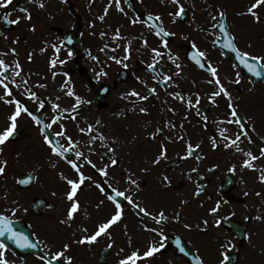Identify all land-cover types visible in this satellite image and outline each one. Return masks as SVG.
I'll use <instances>...</instances> for the list:
<instances>
[{"label": "flooded vegetation", "instance_id": "flooded-vegetation-1", "mask_svg": "<svg viewBox=\"0 0 264 264\" xmlns=\"http://www.w3.org/2000/svg\"><path fill=\"white\" fill-rule=\"evenodd\" d=\"M131 1L129 6L121 0L127 15L116 11L113 5L101 21L99 17L104 14L109 0H43L44 8L29 0H13L7 9L0 8V58L9 65L18 61L22 67L21 76L29 80L32 90L41 99L46 100L45 108L40 111H37L36 103L26 102L44 124L50 123L56 114L51 103L60 105L59 114L64 117L60 123L65 126L66 135L80 140L79 147L85 155H89L85 143L88 137L81 136L78 126L85 127L99 120L100 131L108 137L106 143L115 140L112 146L119 161L117 166L108 167V183L132 196L152 214L163 210L169 217L168 222L156 225L150 217L138 213L121 199L123 216L108 230L110 236L101 235L92 244L78 243L114 214V205L93 183L103 184L105 178L90 166H84L82 171L92 179L86 181L77 194L81 208L75 218L64 223L69 202L65 198L67 185L60 173L69 177L75 174L63 160L49 159L51 153L39 128L30 117L22 114L15 135L0 146L3 148L0 161L8 162L5 174L0 176V212L8 215L13 220V227L27 235L32 243H40L36 248L21 249L0 237V242L7 246V258L12 264H43L40 257L49 248L55 252L67 243L71 247L66 255L72 258V264H119L120 259L132 251L138 250L142 254L150 244L161 242L157 233L145 231L147 226L162 231L166 239L162 240L164 247L158 253L139 264H197L198 259L203 264H219L220 245L227 240L234 244L229 252L230 264H264V219H256L257 216L264 217V183L258 179L259 171L241 168L245 159L242 153L225 149L222 142L220 147L213 149L210 138L218 136L220 128H227L226 134L230 136L238 129L234 125L217 126L216 121L227 115V101L221 96L217 98L218 107L208 103L207 97L213 88L207 83L210 75L189 59L195 51L192 48L195 43L196 50L203 51L206 61L218 69V76L231 93L239 113L249 121L250 129L255 128L250 131L254 143L244 140L241 147L258 156L260 148L264 147V83L256 81V77L236 60L235 54L222 46L224 41L218 40V26L220 23L227 25L242 51L253 55L258 51L264 56V7L257 10L260 22L256 23L252 17L240 15L255 0H180L185 10L181 17L170 15L178 11L177 6L162 4L161 0ZM48 4L64 6L69 17L65 16V11L63 16L55 17L51 11H46ZM20 8L28 10L30 20ZM221 11L225 13L223 19L219 17ZM149 14L159 15L165 31L175 34L164 37L168 49L163 48L161 38L147 27V23H151ZM137 16L147 23L133 25L130 21ZM212 16L217 20L213 21ZM18 18L20 23H9ZM33 27L35 31H32ZM117 29L120 38L114 39ZM145 39L147 48L142 47ZM67 40H71L68 46ZM53 44L60 46L54 68L50 66V60L57 57ZM105 45L108 48H104ZM151 48L164 53L159 58L157 71L172 76L167 85L158 83L153 73L146 69V62L152 61ZM11 49L16 50L15 55ZM69 51L72 52L70 58ZM169 51L172 57H178L176 63L181 69H176L169 59ZM89 52L97 60H93ZM125 55L129 56L123 61L127 68L109 59L112 56L123 59ZM60 60L65 63L61 64ZM101 70L107 75L97 77L96 73ZM177 71L181 73L179 76L175 75ZM238 73L240 83L236 84ZM40 84L46 87H37ZM62 86L65 91L72 90L90 103L81 104L78 112H64V109H71L74 98L68 97L61 90ZM148 88H155L156 94L149 95V99L140 101L135 107L131 101H136V97L122 98L133 89L146 95ZM13 91L15 98L22 102L26 100L22 95L23 85L20 90L13 88ZM170 93H178L185 101L190 98L193 102L199 93L202 97L199 107L208 117L207 122L196 115V109H188L185 102ZM0 94H3L2 89ZM57 96L60 97L58 101ZM140 107H145L147 113H141ZM12 111L13 106L0 102V131L7 126ZM71 116H75V120ZM169 121L175 128L168 125ZM157 128L163 132L153 140L150 134ZM58 130V126L53 125L45 131L50 133L51 139L60 140L67 146L63 138L55 135ZM177 136H183L184 140L176 139ZM187 142L193 146L200 144V148L192 157L181 160ZM161 143L167 145V159L156 165L152 161L158 155ZM93 147L95 152L89 158L97 167L109 164L112 153L101 160L100 156L108 149L101 148L99 141ZM68 156L71 158L72 154L68 153ZM52 161L57 163L55 168L51 166ZM254 164L257 169H262L264 159ZM232 165H236L235 173L229 172ZM193 168L198 171L191 172ZM129 174L139 184V189L129 184ZM165 176L168 181H164ZM198 185L202 190L197 196ZM104 186L110 193L107 185ZM101 200L104 203L97 207ZM218 202L219 212L215 216L209 215V210ZM12 208L17 209L15 216L5 211ZM177 213L179 222L175 219ZM205 219L207 225L203 224ZM185 224L191 228H186ZM45 243L48 247H44Z\"/></svg>", "mask_w": 264, "mask_h": 264}, {"label": "snow or ice", "instance_id": "snow-or-ice-1", "mask_svg": "<svg viewBox=\"0 0 264 264\" xmlns=\"http://www.w3.org/2000/svg\"><path fill=\"white\" fill-rule=\"evenodd\" d=\"M29 2H35L37 3L38 7L44 8L45 5L43 3V0H29ZM125 3H128V0H124ZM143 2V0H141ZM13 3V0H0V8L7 9L9 5ZM162 4L170 3L175 6H177L178 11L174 13H170V15H173L174 17H181L184 13V7L181 4L180 0H161ZM115 6L116 11L127 15L125 12V9L121 7V0H109V3L105 7L104 14L99 17L101 21L105 19V17L108 15L109 10ZM261 7H264V0H255L254 3H252L250 6H248L246 12L240 13V15H247L254 19L256 23L260 22V15L257 11ZM21 12L26 13V18L31 19V14L28 13V10L26 8H20ZM7 15L5 18H7ZM219 17L223 19L225 17V13L223 11L219 12ZM212 20L216 21L217 17L212 16ZM148 21H151V23H147L145 21H142L139 16L132 18L131 23L133 25H136L137 23H147V27L150 30L154 31V35L161 38L162 46L164 49H168V41L164 39V37H167L169 35H175L174 33H169L165 31L162 25V19L159 15H148ZM159 22V23H158ZM9 23L12 24H18L20 23L19 18L16 20H11ZM213 27H216L214 24ZM218 30L220 33V37H218L219 41H224L222 43V46L226 49H229L232 53L235 54L236 60L239 61L241 65L249 72L253 77H256L258 79L264 78V56L260 55H253L247 51H242L239 47H237L235 43V37L229 32L227 25L224 23H220L218 26ZM32 31H35V28L33 27ZM102 35H104L102 33ZM6 38V37H5ZM120 38V30H116V35L114 39ZM71 41H69L70 43ZM217 41H214L216 43ZM53 49L57 53V57L55 59L50 60V66L55 67L57 64V60L59 59L58 53L60 52V46L53 44ZM142 47L147 48L148 47V41L145 39L142 42ZM104 48H108V45H105ZM192 48L195 50L193 51L191 55V60H193L196 65L199 66L200 69H206L207 72L210 75V79L207 80V83L209 85H212V91L208 94V103L217 106L218 107V100L217 98L223 97L227 101V115L224 119L216 121L217 126L219 125H234L238 129L234 133L233 136L227 135L228 132L227 128H220L218 136H213L210 138L211 145L213 149H216L220 147L221 142L223 143V147L225 149H232L234 152H240L244 155L245 159L241 163V168H246L253 171H259L258 179L261 183H264V168L257 169L255 167L254 162L259 159H264V147H261L259 150V155H254L252 151H245L241 147V143L244 140H247L249 144L254 143L252 140V136L250 135V131H255V128H249L248 123L249 121L243 117L239 111L238 106L234 103L231 93L227 90V88L224 86V84L221 82V79L218 76V69L213 67L210 63L206 61L205 53L203 51L196 50L197 46L195 43L192 44ZM13 55L16 54L15 49L10 50ZM41 51H45V49H41ZM101 51H104L102 48ZM112 51H115V49H112ZM127 51V49H126ZM152 54V61L146 62V69L153 73V78L157 80L158 83L167 85L169 81H172V76L168 75L162 71H157V65L160 64V59L162 58L164 53L161 52L158 48H151L150 49ZM6 55V54H4ZM89 55L93 60H97L96 56H92L89 52ZM69 58L72 56V52L69 51L68 53ZM29 59L31 60V53L29 54ZM109 59L113 60L117 64H123L124 68H127L128 65L124 63V60L129 59L128 55H125L123 59L117 58L115 56L110 57ZM169 59L172 61L173 64H175L176 69H181V65L179 63H176V60L178 57H172L171 53L169 51ZM61 64L65 63L64 60L59 61ZM22 67L21 64L16 61L14 64L9 65L5 62L4 59L0 58V89L3 90V94H0V102H3L6 105L13 106V111L8 117V123L7 126L0 131V146H3L6 144V142L9 141L11 137H13L16 133V129L18 127V118L22 116V114L27 115L31 118V120L34 122V124L39 128L41 135L43 136L44 143L48 146L50 150V157H57L60 160H63L64 163H66L72 172L75 174L73 177H69L65 175L63 172L60 173L61 179H63L67 185V191L65 194L66 200L69 202V207L67 210V219L63 221L64 223H68L72 221L75 218V214L80 210L81 205L79 203L78 199V192L81 190L82 186L85 185L86 181H90L92 178L90 176H87L82 169L85 165L90 166L92 169H95V171L101 176L104 177V183H97L93 181L96 188L99 189L101 193L105 194V197L107 201L111 202L114 205V214L103 223H100L96 229V231L88 236L82 237L78 243L80 244H92L97 241V239L101 235H109L110 233L108 230L115 225L117 222H119L122 219L123 216V209L121 207L120 200H126L129 205H131L133 208L138 210V213L143 214L146 217H150L156 225H164L168 222L169 217L166 216L165 212L163 210L157 212L156 214H152L147 208L140 205V203L133 200L132 196L126 195L124 191H120L115 187H112L111 184L108 183V167H115L118 165L119 161L115 157V149L112 146L115 143V140L113 138L111 143H106L108 140V137L105 136V134L100 131L99 125L101 122L97 120L95 124H86L85 127H79L78 126V132L81 134V136H87L88 139L85 142L88 150L89 155L93 154L95 152V148L93 145L97 143V141L100 142L101 148H107L108 151L102 153L100 156L101 160H104L108 158V153H112L111 158L109 159V164H107L105 167H97V165L89 158V155H85L83 151L80 150V140L79 139H73L71 136L66 135V129L65 126L60 123L64 117L60 115V105L58 103H51V107L56 113L51 118L50 123L44 124L41 119L36 116L27 106L26 102L27 100H31L33 103H36L38 105L37 111L43 110L45 108L46 100L41 99L35 91L32 90V87L29 84V80L27 78H24L21 76ZM181 73L180 71H177L175 75L179 76ZM55 73L53 76L55 77ZM65 75H67L65 73ZM97 77L102 75H107L106 72L103 70L96 73ZM17 78L19 79V82L17 81ZM160 78V79H157ZM139 79V77L137 78ZM234 83L239 84V73L237 74V79L234 81ZM65 84H67V81H65ZM11 85V87H10ZM23 85V92L22 95L26 96L25 101H21L18 98H15L13 88L16 90H20L21 86ZM37 87L44 88L46 85L40 84L37 85ZM62 91H65L64 86L61 88ZM65 94L68 97L74 98V103L71 107V109H64V112L67 113H74L78 112L80 109L81 104H88L90 101L83 100L79 95H77L72 90L65 91ZM156 89L155 88H148V94L141 95L139 92H137L135 89L131 90L130 92L126 93L124 97L127 99L128 97H136V101H131L133 103L134 107L138 105L140 101H144L149 99V95H155ZM174 98L181 100L182 102L186 103V107L188 109H196V115L199 117H202V119L207 122L208 117L203 115L199 105L201 103L202 97L199 93L196 94L195 101L193 102L192 99H187L185 101V97L180 96L178 93L171 94ZM60 99L59 96L56 97V100L58 101ZM134 110V109H133ZM170 111H174V109H169ZM139 111L141 113H147V109L145 107H140ZM71 119L75 120V116H71ZM187 119V117H185ZM53 125H57L59 130L55 133L57 137H61L66 141V145L62 144L60 140H54L50 138V133L46 132V129H52ZM168 125H170L172 128H175V125L172 124L171 121L168 122ZM183 127V125H181ZM163 132V129L157 128L155 132L150 134V138L155 140L158 136H160ZM168 140H172L171 137L167 138ZM176 139L178 140H184L183 136H177ZM186 152L184 155L180 156L181 160H186L193 156L194 153L200 148V144H197L193 146L192 143L187 142L186 143ZM3 151V148L0 147V152ZM167 145L165 143H161L160 150L158 152V155L153 159L152 163L158 165L162 159H167ZM68 153L72 154V157L69 158ZM197 159H200V157H197ZM7 161H0V176H3L6 171L7 167ZM51 166L55 168L57 166L56 161H52ZM212 169H209L211 171ZM197 168L191 169V172L195 173L197 172ZM229 172L235 173L236 172V165H232V167L229 168ZM189 179H192L191 175H189ZM127 180L130 185H135L137 189H139V184L132 179L131 174L128 175ZM164 181H168V177H164ZM22 183H27L28 181H21ZM107 185L108 189H110V193L106 192L105 186ZM202 190V186H197V191L195 195H199L200 191ZM247 195V193H245ZM257 195H260V193H257ZM104 200H101L100 203L97 205V207L100 206V204H103ZM220 209L219 202L216 204L215 207H212L209 210V215L215 216ZM5 211H10L12 216H15L17 209H6ZM175 219L177 222H179V214L177 213L175 216ZM256 219H264V217L257 216ZM204 225L208 224V220L205 219L203 221ZM219 225V222H217V226ZM186 228H191V225L185 224ZM86 232L87 229H84ZM145 231L154 232L157 233L162 240L166 239L164 237V234L162 231H158L157 228H147L145 226ZM0 237H5L7 240L12 241L18 248L21 249H29V248H36L39 245V241L36 243H32L28 236L25 235L22 231H17L13 227V220L9 218L8 215L3 214V212H0ZM158 242L157 244H150L148 249L144 253H140L138 250L132 251L129 255L126 257L120 259L119 264H139L141 260H145L147 258L153 257L156 253H158L161 248L164 247L163 243ZM177 244L179 246V241H177ZM44 247H48L45 243ZM70 244H64L60 250H57L55 252L51 251L49 248L48 252H46L43 256L40 257L43 264H72V258L67 256L66 253L70 249ZM109 248L112 247L111 244L108 245ZM220 248L222 251L220 252L221 259L219 261V264H230L231 262V255H229V252L234 248V244L231 240H227L226 242L222 243L220 245ZM180 251L184 252L185 255H187V252L183 247H180ZM7 246L0 242V264H12V261H10L7 256ZM197 264H203L202 260L197 261Z\"/></svg>", "mask_w": 264, "mask_h": 264}, {"label": "rangeland", "instance_id": "rangeland-1", "mask_svg": "<svg viewBox=\"0 0 264 264\" xmlns=\"http://www.w3.org/2000/svg\"><path fill=\"white\" fill-rule=\"evenodd\" d=\"M46 11H51L55 17L63 16V11H65V12H64L65 16L69 17V15L66 14V11H68V9H67V8H64V6H62V5L48 4V5H47V10H46ZM32 22H33V20L31 21V25H33ZM34 26H35V27H38V25H34ZM254 54H256V55H260V56L262 55V54H261L260 52H258V51H255Z\"/></svg>", "mask_w": 264, "mask_h": 264}]
</instances>
